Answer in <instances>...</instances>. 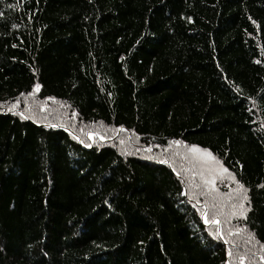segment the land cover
<instances>
[{
  "label": "trees",
  "instance_id": "trees-1",
  "mask_svg": "<svg viewBox=\"0 0 264 264\" xmlns=\"http://www.w3.org/2000/svg\"><path fill=\"white\" fill-rule=\"evenodd\" d=\"M0 264H264V0H0Z\"/></svg>",
  "mask_w": 264,
  "mask_h": 264
},
{
  "label": "rangeland",
  "instance_id": "rangeland-1",
  "mask_svg": "<svg viewBox=\"0 0 264 264\" xmlns=\"http://www.w3.org/2000/svg\"><path fill=\"white\" fill-rule=\"evenodd\" d=\"M128 138L132 140L131 136L127 134H123V136L121 137L117 145L120 143L121 140H124V139L126 140ZM174 148L177 149L178 146H175ZM191 149L192 148L190 147H187V148L183 147L181 148V154L183 155L184 158L185 156L187 158L186 160L188 162L187 168L191 167L193 171L194 169H196V171H194L195 175H197L204 182L209 179L214 181L216 179H219V177L220 179L225 178L222 168L212 157L211 159H209V155H206L205 152L199 151V152L194 153L191 151ZM184 153H185V156H184ZM179 157L173 160L172 161L173 163L169 162V166L184 162V160L180 159Z\"/></svg>",
  "mask_w": 264,
  "mask_h": 264
},
{
  "label": "snow or ice",
  "instance_id": "snow-or-ice-1",
  "mask_svg": "<svg viewBox=\"0 0 264 264\" xmlns=\"http://www.w3.org/2000/svg\"><path fill=\"white\" fill-rule=\"evenodd\" d=\"M35 88L38 90V89L40 88V85H39V84L35 85ZM121 130H123V129H121ZM90 138H91V137H90ZM175 143H176V144H179L180 141H175ZM191 151L194 152V153H196V152H199L200 150L197 149L196 147H193V148L191 149ZM205 154H206V155H209V159H211L210 154H207V153H205ZM217 163H218V161H217ZM225 171H227V170L225 169ZM212 183H214V181H212L211 179L205 181V184H212ZM240 187H243V186L241 185ZM244 199H247V197L245 196ZM206 215H207V214H205V217H206ZM240 215L243 216L244 213L241 212ZM205 222L207 223V222H209V221L206 219ZM211 222H212V223H217L216 220H212Z\"/></svg>",
  "mask_w": 264,
  "mask_h": 264
}]
</instances>
